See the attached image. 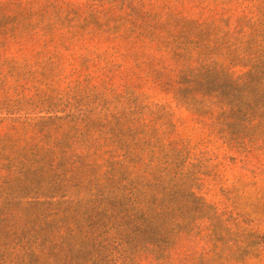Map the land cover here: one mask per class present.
<instances>
[{"label": "trees", "instance_id": "1", "mask_svg": "<svg viewBox=\"0 0 264 264\" xmlns=\"http://www.w3.org/2000/svg\"><path fill=\"white\" fill-rule=\"evenodd\" d=\"M146 7L144 0L0 2V264H232L252 248L255 234L222 229L189 190V140L167 106L134 100L135 111L112 114L106 102L102 123L59 116L61 82L131 78L125 61L140 63L138 49L156 45L184 67L172 82L148 64L153 84L209 118L218 128L210 135L242 161L264 156L261 9L257 19L164 23ZM235 65L247 71L235 75ZM224 232L246 248L223 249Z\"/></svg>", "mask_w": 264, "mask_h": 264}, {"label": "rangeland", "instance_id": "2", "mask_svg": "<svg viewBox=\"0 0 264 264\" xmlns=\"http://www.w3.org/2000/svg\"><path fill=\"white\" fill-rule=\"evenodd\" d=\"M2 1L5 0H0V2ZM70 1L86 2L90 0ZM144 1L150 5L145 10L159 14L164 23L173 22L178 18L199 19L207 23L211 21L218 23L217 21L220 19L239 16L257 19L256 7H259L264 14V0ZM172 33L179 35L177 30ZM163 37L168 42L171 39L166 35ZM138 51L144 53V57L139 60L140 63L136 64L132 60H126L122 69L124 72L132 73L131 78L125 75L122 79L117 78L111 81L94 78L91 83H86L81 78L75 77L57 85L56 88L64 97L61 106L64 112L59 116L65 117L71 112L75 117L85 115L92 118V122L102 123L108 112L104 110L106 102H108L109 111L112 114L116 111H135V105H131L134 100L138 102V105L148 108L167 106L172 115L170 119L176 125L180 138L189 140L190 159L185 162L183 167V171L188 176L186 183L189 190L197 197L202 198L206 205L218 215L223 224L222 229H228L230 234H255V238L251 239L252 248L247 250L248 254L243 263L232 264H264V156L262 152H257V157L249 164L242 161L239 154L228 150L222 141H219L214 135H210V132L218 128L210 126L212 121L209 118L201 119L190 113L183 105L179 106L170 94L153 84L152 74L147 69L148 64H151L152 69L156 72L164 70V80L178 81L176 76L184 65H178L173 60V53L169 48L158 50L156 45H148L146 49L141 47ZM151 59L152 61L148 63ZM192 65L196 66L195 63ZM232 71L235 75H240L247 69L241 65H235L232 67ZM98 136V132H94L93 139ZM106 158L105 156L104 159ZM104 171L105 168L102 173ZM199 225L203 228V236L211 234L212 224L210 221L203 219ZM228 232L221 233L224 234L222 236H226L222 242L223 249L230 248L231 252L240 254L238 249L246 248L245 244L229 242L231 237L226 234ZM212 245L213 242L208 248L210 249ZM195 251L199 253L200 246Z\"/></svg>", "mask_w": 264, "mask_h": 264}]
</instances>
